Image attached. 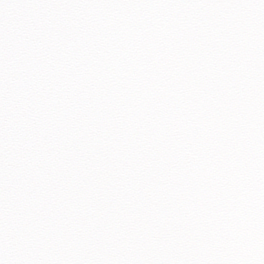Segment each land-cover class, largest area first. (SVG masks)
I'll use <instances>...</instances> for the list:
<instances>
[{"label": "snow or ice", "instance_id": "snow-or-ice-1", "mask_svg": "<svg viewBox=\"0 0 264 264\" xmlns=\"http://www.w3.org/2000/svg\"><path fill=\"white\" fill-rule=\"evenodd\" d=\"M0 264H264V0H0Z\"/></svg>", "mask_w": 264, "mask_h": 264}]
</instances>
